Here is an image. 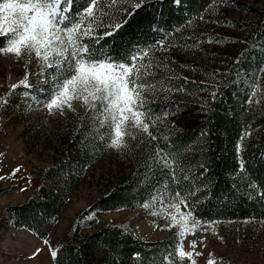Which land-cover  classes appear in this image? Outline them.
<instances>
[{"label":"trees","instance_id":"trees-1","mask_svg":"<svg viewBox=\"0 0 264 264\" xmlns=\"http://www.w3.org/2000/svg\"><path fill=\"white\" fill-rule=\"evenodd\" d=\"M218 1L146 0L135 10L123 5L133 15L125 16L128 23L115 35L101 40L97 47L119 60L135 46H151L162 38L171 41L166 44L178 47L195 42L198 34L195 22L201 16L207 23L218 21L217 16L207 15ZM136 2L131 0L132 5ZM83 3L84 0H77L76 7ZM238 9L250 10L243 5ZM252 12L256 19L245 23L242 41L212 55V61H185L186 75L168 71L165 77L157 78L170 91L166 96L148 97L155 100L152 104L155 114L168 113L167 119L158 121L151 129L157 139L151 140L144 133L135 135L137 153H121L127 158L128 173L74 217L69 239L56 248L55 264H158L162 253L175 242L174 236L144 241L121 226L101 223L95 230L79 233L97 223L95 217L87 219L90 214L142 204L150 199L154 189L170 179L154 162L157 146L177 154L183 169L178 175L189 178L181 179V188L195 192L191 199L197 218L217 223L264 221L261 195L264 193V97L258 93L256 99L260 102L247 104L245 79V74L264 65V9ZM105 30L101 27L98 33L102 35ZM157 50L153 47L149 53L153 62L150 56ZM237 72L242 75L238 77ZM259 84L264 91V76ZM23 91V88L16 90ZM212 92H217L215 102L211 99ZM83 129L82 125L78 126L59 145L64 156L42 171L46 183L37 186L24 202L4 208L13 227L24 228L40 239L50 233L54 219L64 207L60 177L68 171L88 170L106 145V138L86 139L88 135ZM243 132L250 135L242 142L240 158L244 170L240 171L236 145ZM134 253L140 254L138 261L133 259Z\"/></svg>","mask_w":264,"mask_h":264},{"label":"snow or ice","instance_id":"snow-or-ice-1","mask_svg":"<svg viewBox=\"0 0 264 264\" xmlns=\"http://www.w3.org/2000/svg\"><path fill=\"white\" fill-rule=\"evenodd\" d=\"M145 2L137 0L132 5L131 0H84L77 8V0H0V40L3 41L0 56H12L16 61H23L25 68L24 77L10 84L6 96L0 97V106L7 104L8 96L23 88L27 108L31 110L35 106L46 110L49 115H63L66 108L74 110L73 102H81L89 110V115L98 121L97 130H106L100 139L107 137L108 148L117 151L126 149V137L136 138L133 129L156 140L157 136L151 129L158 121L167 119L168 113L155 114L152 108L155 100L145 95L150 93L154 96L152 89L158 84L162 86V82L148 79V69L154 63L149 53L153 47L164 48L171 41L162 38L151 46H135L119 60L97 47L101 40L115 35L128 23L125 16L133 15V11L123 5H130L135 10ZM175 2L179 3V0ZM101 27L106 29L102 35L98 33ZM209 42H212L210 38ZM32 61L36 62L35 72L28 71ZM156 63L161 66L159 62ZM237 63L240 61L237 60ZM261 74H264V65L245 74L248 89L246 103L249 105L260 102L256 99L258 93L264 97L259 84ZM241 75L237 72L238 77ZM30 76L36 77L35 84L30 82ZM248 76L251 78L248 79ZM216 97L217 92H212L213 102ZM248 135L249 132H243L236 145L240 171L244 170V162L240 158L242 142ZM154 162L168 173L170 179L154 189L150 199L140 207L150 215L167 221L161 230L176 229L175 242L162 253L158 264H197L195 257L203 255L201 251H196L197 240L189 241L188 248L191 250L187 251L185 240L195 236L198 230L215 234L217 222L202 221L194 215L195 203L191 197L195 192L182 191L181 179L188 181L189 178L178 175L183 169L177 154L157 146ZM19 171V167L13 169L8 177L0 176V181L15 177ZM21 191L26 189L22 188ZM261 195L264 196V193ZM92 218L93 214L87 217ZM153 226L160 227L156 224ZM44 243L49 246L50 255L55 261L58 250L47 239ZM199 244L206 246L202 237ZM40 251L37 249L30 259ZM139 258V253L133 254L134 260L138 261ZM207 264H222V258L218 262L209 253Z\"/></svg>","mask_w":264,"mask_h":264},{"label":"rangeland","instance_id":"rangeland-1","mask_svg":"<svg viewBox=\"0 0 264 264\" xmlns=\"http://www.w3.org/2000/svg\"><path fill=\"white\" fill-rule=\"evenodd\" d=\"M218 2L207 12L209 18L217 16V22L207 23L204 19L195 22V29L198 31L197 37H194L195 42L184 43L180 47L165 44L164 48L158 49L150 56L154 63L148 69V79L162 82V86L158 84L152 89L154 96L150 93H146V96L161 97L169 94L166 83L157 78L165 77L168 71L186 75L185 61H212V55L228 49L229 45L237 44V41H242L245 23L256 19L252 11L264 9V0ZM240 5L250 10H239ZM199 26H205L207 33L204 32V27L199 29ZM209 38L212 42H209ZM192 45L195 47H191ZM156 62L161 66H157ZM28 71H36L35 61L29 64ZM24 74L23 61H16L12 56H0V97H5L9 92V85L18 82ZM263 76L264 74H261V78ZM29 79L35 84V76H30ZM22 93H12L7 97V104L0 106V176L8 177L13 169L20 168L15 177L0 181V264H55L44 240L47 239L53 248L66 242L74 217L94 198L106 192L112 184L128 173L127 158L121 153L135 155L138 150L134 139L129 136L125 140L128 146L126 149L117 151L105 145L102 152L95 156L88 170L65 172L60 177L59 188L64 207L54 219L53 227L45 238L40 239L24 228H15L10 224L4 208L24 202L34 193L37 186L46 183L42 178V171L53 166L64 156L59 152V145L66 140V136L80 125L88 135L86 139L91 136L100 139L106 131L97 130L98 121L89 115L87 107L79 101L73 102L74 110L66 108L63 115H49L46 110L35 106L29 110ZM132 132L134 136L140 133L135 129ZM105 138L107 140V137ZM22 188L26 191H21ZM140 205L94 212L97 223L79 233L83 235L95 230L98 223H101L121 226L144 241L175 237L176 229L161 230L167 221L150 215ZM181 209L184 210L183 206ZM154 224L160 227L155 228ZM201 237L206 246L199 244ZM192 239L197 240L196 251L203 253L202 256L195 257L197 264H207L209 253L218 262L222 258V264H264V221L218 222L215 224V234L212 231L204 233L198 230L195 236L187 237L186 251L191 250L188 243ZM37 249H41L39 254L30 259Z\"/></svg>","mask_w":264,"mask_h":264}]
</instances>
